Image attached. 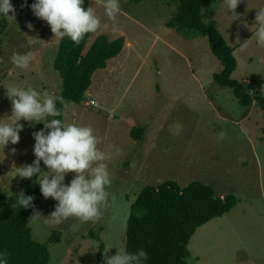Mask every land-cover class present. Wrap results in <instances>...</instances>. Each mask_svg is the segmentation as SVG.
Returning a JSON list of instances; mask_svg holds the SVG:
<instances>
[{"label": "rangeland", "instance_id": "374dc122", "mask_svg": "<svg viewBox=\"0 0 264 264\" xmlns=\"http://www.w3.org/2000/svg\"><path fill=\"white\" fill-rule=\"evenodd\" d=\"M10 2L16 23L0 15V124H12L15 119L6 87H32L55 96L63 87L54 67L61 38L52 33L49 50L42 52L44 42H33V29L27 27L28 22L43 21L31 10L36 0ZM84 4L100 20L85 52L101 34L126 40L122 52L106 68L95 71L85 99L67 102L64 125L93 128V134L101 138L97 148L105 154L102 163L112 183L107 189L108 207L97 222L69 217L51 225L45 223V216L58 201L42 197L35 204L33 212L42 215L29 225L35 240L49 243L48 264H98L102 241L111 248L109 256L126 251L132 204L143 187L167 180L181 186L199 180L218 195L234 194L238 199L229 212L197 229L184 264H264L263 109L257 103L242 105L231 87L215 79L223 63L211 50L208 36L169 26L178 12L177 2L119 0L114 20L105 14V0H84ZM202 4L203 20H216L234 47L237 68L232 76L245 82L248 91L264 93V47L258 44L255 24L264 0H240L235 10L240 18L234 21L229 19L232 13L225 0H202ZM13 52L30 53L29 66H15L10 60ZM91 99L98 105L89 104ZM17 123L23 125L19 142L0 145V185L6 193L24 192L26 178L17 170L32 164V133L44 128L42 122L21 119ZM137 126L145 127L142 139L132 134ZM75 175L67 173L64 183L69 184ZM57 232L59 239L50 241Z\"/></svg>", "mask_w": 264, "mask_h": 264}, {"label": "trees", "instance_id": "16d2710c", "mask_svg": "<svg viewBox=\"0 0 264 264\" xmlns=\"http://www.w3.org/2000/svg\"><path fill=\"white\" fill-rule=\"evenodd\" d=\"M173 1L178 3V12L170 20L169 26L179 32L195 30L197 34L208 36L211 50L223 63L221 71L215 73V79L231 87L242 105L257 103L264 111V93L248 91L245 82L232 76L237 68L234 47L229 45L216 20H203L202 0ZM83 7L85 10L88 8L84 3ZM1 31L4 32V28ZM89 37L90 33L85 34L78 45L67 36L59 42L54 67L63 79L58 96L66 102L80 103L85 99L95 71L106 68L109 60L122 52L126 40L125 36L110 39L108 35L101 34L85 52ZM57 108L62 115L53 118L60 119L64 124L65 107L57 101ZM144 129L143 126L134 127L132 134L142 139ZM40 166L44 171L43 161ZM13 194V197L7 198L0 185V253H7L8 264H48L49 243L35 240L29 225L33 208H20L19 205L13 208L19 192ZM24 194L34 197V205L41 201L43 195L36 175L31 179L26 178ZM237 202L236 195H218L211 185L199 180L185 186L174 180L146 185L131 207L126 251L135 253L139 249L145 250L148 259L144 264H184L189 254L190 240L197 229L229 212ZM59 235L58 232L53 234L50 241L58 240ZM104 248L102 241L98 264H104Z\"/></svg>", "mask_w": 264, "mask_h": 264}, {"label": "clouds", "instance_id": "9594fccd", "mask_svg": "<svg viewBox=\"0 0 264 264\" xmlns=\"http://www.w3.org/2000/svg\"><path fill=\"white\" fill-rule=\"evenodd\" d=\"M83 3L84 0H36L31 5V10L37 18L47 22L54 38L62 39L67 36L78 45L85 34L94 33L100 27V20L93 8L88 7L85 10ZM225 3L228 11L232 13L229 16L230 21L238 20L240 17L235 10L240 0H225ZM119 7V0H105V14L113 20ZM15 11L10 0H0V15L9 23H16ZM255 24L258 44L264 47V8L258 9ZM27 27L32 30L34 25L28 22ZM247 42L248 40L241 44V50L247 46ZM30 57V53L13 52L10 60L19 68H27ZM6 89L5 95L11 101L12 117L15 119L12 124H0V145L4 147L9 142L13 145L19 142V133L23 125L17 122L21 119L44 124L43 129L32 133L35 140L33 149L35 160L32 164L18 167L17 175L22 179H31L36 175L43 197L58 201L55 210L45 216V223L59 225L69 217L81 218L86 222L101 220L103 209L109 204L110 192L107 189L112 183L107 165L102 163L106 159L105 154L97 148L101 138L93 134L94 130L90 126L75 124L65 126L60 119H46L62 115V111L57 108V101L67 107V102L62 97L48 92L41 93L32 87L24 89L9 86ZM12 152L15 153L16 149L13 148ZM41 161L47 167V172L41 169ZM42 171L44 174L40 175ZM70 172L76 175L66 185L65 176ZM6 196L11 198L14 194L8 190ZM33 201V196H25L21 190L12 207L19 205L20 208H34ZM41 215L34 211L29 221ZM110 249L104 248V264H144L148 259V254L143 249L135 253L117 250L115 255L109 256ZM0 264H8L6 252L0 253Z\"/></svg>", "mask_w": 264, "mask_h": 264}, {"label": "crops", "instance_id": "0c3cea01", "mask_svg": "<svg viewBox=\"0 0 264 264\" xmlns=\"http://www.w3.org/2000/svg\"><path fill=\"white\" fill-rule=\"evenodd\" d=\"M33 24H36V22ZM32 34H33V37H32L33 42H35L36 40H40L41 42L42 41L44 42L43 48L42 49L40 48V50H42V52L47 50V49L49 50V47H50L49 45H50V42L53 40V36H52L51 28L47 24L46 21H42L39 24L34 25ZM56 45H57V43H56ZM33 50H35V49H33ZM30 52H33V51H30Z\"/></svg>", "mask_w": 264, "mask_h": 264}, {"label": "built area", "instance_id": "2783aa9c", "mask_svg": "<svg viewBox=\"0 0 264 264\" xmlns=\"http://www.w3.org/2000/svg\"><path fill=\"white\" fill-rule=\"evenodd\" d=\"M89 104H92V105L97 106V105H98V102H97L95 99H91V100L89 101Z\"/></svg>", "mask_w": 264, "mask_h": 264}]
</instances>
